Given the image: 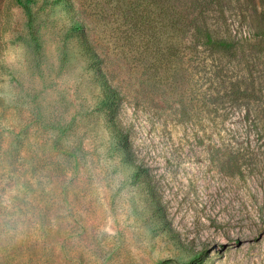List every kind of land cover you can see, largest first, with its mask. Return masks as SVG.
I'll return each instance as SVG.
<instances>
[{"label":"rangeland","instance_id":"rangeland-1","mask_svg":"<svg viewBox=\"0 0 264 264\" xmlns=\"http://www.w3.org/2000/svg\"><path fill=\"white\" fill-rule=\"evenodd\" d=\"M127 2L0 0V264H264V0Z\"/></svg>","mask_w":264,"mask_h":264},{"label":"trees","instance_id":"trees-1","mask_svg":"<svg viewBox=\"0 0 264 264\" xmlns=\"http://www.w3.org/2000/svg\"><path fill=\"white\" fill-rule=\"evenodd\" d=\"M65 1L73 3V0H65ZM152 1H154V4L157 7V10L159 9L161 13L164 11H169V10L176 11V12L179 11L176 15L174 14L173 17L168 18V22L171 25L170 29L172 30L173 29L172 26L175 25L177 21L181 23H193L194 26L196 27L200 26V23H206L207 17L203 15V13L205 12V10L203 9L207 8L210 5V3H213L216 0H152ZM136 2L137 0H129V2L126 3L127 8H129V10L132 11ZM247 2L249 4H256V0H247ZM184 11H189L193 14L191 19H188L187 17L186 18L187 21H185V19L179 17V15H182ZM202 26H205V24ZM183 27L185 26L182 25L178 28L183 29ZM209 32L210 31L206 32L205 36L210 41L216 40L217 38H214L213 34ZM115 88H116V85H114L112 79L110 78L106 83V89L104 91V97H105L106 102L110 99V96L114 94L113 90ZM164 262L162 264H164Z\"/></svg>","mask_w":264,"mask_h":264}]
</instances>
